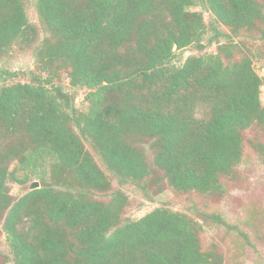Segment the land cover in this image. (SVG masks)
<instances>
[{"label":"trees","instance_id":"obj_1","mask_svg":"<svg viewBox=\"0 0 264 264\" xmlns=\"http://www.w3.org/2000/svg\"><path fill=\"white\" fill-rule=\"evenodd\" d=\"M201 1L229 33L191 10L195 0H33L39 26L32 0H0V63L32 48L36 67L28 82L7 84L14 76L0 66V225L14 264H218L184 212L159 207L121 222L129 183L144 194L163 181L217 193L242 161L243 132L264 126V76L234 43L264 37V0ZM214 43L215 53L177 59ZM61 71L87 91L86 111L55 83ZM200 105L206 118L195 116ZM32 180L40 188L12 196Z\"/></svg>","mask_w":264,"mask_h":264},{"label":"rangeland","instance_id":"obj_2","mask_svg":"<svg viewBox=\"0 0 264 264\" xmlns=\"http://www.w3.org/2000/svg\"><path fill=\"white\" fill-rule=\"evenodd\" d=\"M195 5L190 9L200 12L209 27L216 26L222 32L229 33V29L215 24L214 19L201 0H195ZM262 2L263 0H257ZM29 21L39 26V21L33 0L28 6ZM264 30V24L261 26ZM210 31L205 35L204 41L212 36ZM261 32H254L251 37H238L234 43L243 49V52L251 56L253 66L260 76H264V37ZM44 33L40 31V38ZM220 42L224 43V40ZM217 45L214 43L204 52H198L193 48L176 51L178 61H184L190 55L203 53H215ZM241 56V55H239ZM5 72L12 73L14 77L6 78L7 84L21 81L28 82L31 73L36 70L35 60L32 56V48L19 50L15 48L1 63ZM6 75V74H5ZM43 77L45 74H42ZM7 76V75H6ZM56 84H61L65 91L75 97V106L80 111H86L88 103L84 101L86 90H74L69 84L67 72L61 71V77ZM1 86V84H0ZM261 100L264 104V88H262ZM209 109L200 105L195 110L197 118H206ZM243 156L239 165L235 166L230 175L220 178L221 188L217 193L202 192L182 193L173 190L165 181L161 185L150 184L147 194L129 183L122 187L128 196V205L122 215L121 222L134 220L148 212L166 207L173 211L184 212L196 220L202 226L200 242L202 251L213 252L218 256V264H264V126L253 124L242 134ZM86 148L92 152L90 145ZM148 161L151 163L153 153L149 143H144ZM93 153V152H92ZM94 154V153H93ZM95 160L100 164L96 154ZM102 167V165L100 164ZM158 176L161 172L157 171ZM113 189L118 188L116 180L112 179ZM32 180L27 187L14 186L11 190L13 197L22 196L27 189L31 190ZM40 188V183L39 187ZM162 189L161 193L158 191ZM96 199L108 200V195L96 194ZM210 214L220 215L226 225L216 226L209 220ZM216 256V255H215ZM0 264H14L12 262L6 237L1 231L0 225Z\"/></svg>","mask_w":264,"mask_h":264},{"label":"water","instance_id":"obj_3","mask_svg":"<svg viewBox=\"0 0 264 264\" xmlns=\"http://www.w3.org/2000/svg\"><path fill=\"white\" fill-rule=\"evenodd\" d=\"M39 187V183L38 182H33L31 189H37Z\"/></svg>","mask_w":264,"mask_h":264}]
</instances>
